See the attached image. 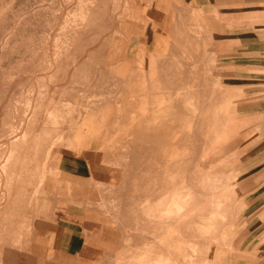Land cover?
Wrapping results in <instances>:
<instances>
[{
  "label": "rangeland",
  "instance_id": "obj_1",
  "mask_svg": "<svg viewBox=\"0 0 264 264\" xmlns=\"http://www.w3.org/2000/svg\"><path fill=\"white\" fill-rule=\"evenodd\" d=\"M165 260L264 264V0H0V264Z\"/></svg>",
  "mask_w": 264,
  "mask_h": 264
},
{
  "label": "bare ground",
  "instance_id": "obj_2",
  "mask_svg": "<svg viewBox=\"0 0 264 264\" xmlns=\"http://www.w3.org/2000/svg\"><path fill=\"white\" fill-rule=\"evenodd\" d=\"M159 261H162V258H161V260H159ZM163 261H164V260H163ZM163 261H162V262H163ZM167 262H168V260H165V262H164L163 264H165V263L168 264ZM153 263H154V262H153ZM155 264H156V262H155Z\"/></svg>",
  "mask_w": 264,
  "mask_h": 264
}]
</instances>
